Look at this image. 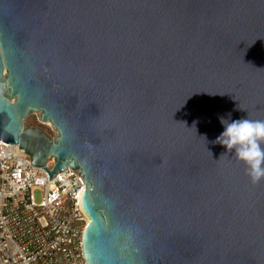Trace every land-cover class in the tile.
<instances>
[{"label": "water", "instance_id": "95a60500", "mask_svg": "<svg viewBox=\"0 0 264 264\" xmlns=\"http://www.w3.org/2000/svg\"><path fill=\"white\" fill-rule=\"evenodd\" d=\"M239 119L264 0H0V141L82 169L88 264H264V179L217 142Z\"/></svg>", "mask_w": 264, "mask_h": 264}, {"label": "built area", "instance_id": "2783aa9c", "mask_svg": "<svg viewBox=\"0 0 264 264\" xmlns=\"http://www.w3.org/2000/svg\"><path fill=\"white\" fill-rule=\"evenodd\" d=\"M55 163L50 156L46 167ZM84 178L70 165L49 178L18 144L0 141V264H88Z\"/></svg>", "mask_w": 264, "mask_h": 264}, {"label": "clouds", "instance_id": "9594fccd", "mask_svg": "<svg viewBox=\"0 0 264 264\" xmlns=\"http://www.w3.org/2000/svg\"><path fill=\"white\" fill-rule=\"evenodd\" d=\"M228 152L246 165L252 183L264 179V120L239 119L225 123L217 138Z\"/></svg>", "mask_w": 264, "mask_h": 264}, {"label": "rangeland", "instance_id": "374dc122", "mask_svg": "<svg viewBox=\"0 0 264 264\" xmlns=\"http://www.w3.org/2000/svg\"><path fill=\"white\" fill-rule=\"evenodd\" d=\"M26 128L38 127L40 128L49 138H55L58 134L56 128L53 124L47 123V121L41 120V112H31L24 120ZM35 198L40 201L42 198L41 190L37 189L35 191Z\"/></svg>", "mask_w": 264, "mask_h": 264}, {"label": "bare ground", "instance_id": "6f19581e", "mask_svg": "<svg viewBox=\"0 0 264 264\" xmlns=\"http://www.w3.org/2000/svg\"><path fill=\"white\" fill-rule=\"evenodd\" d=\"M47 121V123H50V120H46ZM45 122V121H44ZM54 126V125H53ZM90 219V218H89Z\"/></svg>", "mask_w": 264, "mask_h": 264}]
</instances>
